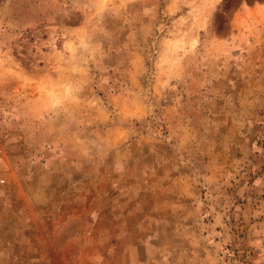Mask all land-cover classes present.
I'll list each match as a JSON object with an SVG mask.
<instances>
[{"label":"rangeland","instance_id":"1","mask_svg":"<svg viewBox=\"0 0 264 264\" xmlns=\"http://www.w3.org/2000/svg\"><path fill=\"white\" fill-rule=\"evenodd\" d=\"M0 264H264V0H0Z\"/></svg>","mask_w":264,"mask_h":264}]
</instances>
